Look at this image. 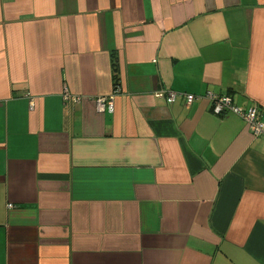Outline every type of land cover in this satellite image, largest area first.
Wrapping results in <instances>:
<instances>
[{
    "label": "crops",
    "instance_id": "0c3cea01",
    "mask_svg": "<svg viewBox=\"0 0 264 264\" xmlns=\"http://www.w3.org/2000/svg\"><path fill=\"white\" fill-rule=\"evenodd\" d=\"M159 90L264 119V0H0V264H264V138Z\"/></svg>",
    "mask_w": 264,
    "mask_h": 264
},
{
    "label": "built area",
    "instance_id": "2783aa9c",
    "mask_svg": "<svg viewBox=\"0 0 264 264\" xmlns=\"http://www.w3.org/2000/svg\"><path fill=\"white\" fill-rule=\"evenodd\" d=\"M119 88L115 87L113 92L109 95L94 97L96 109L100 112H113L114 97L118 93ZM157 97H162L167 103H173L176 99L182 98L184 102L189 105L197 98H205L210 104V109L217 114H225L231 112L241 117L253 137L264 138V119H261L258 114L256 106H250L246 109L240 108L232 101L228 95H220L211 91H206L203 95H195L191 93H179L169 90H159L155 94ZM64 101L70 103H77L81 96L74 95L65 89L63 93ZM10 206V204L8 205Z\"/></svg>",
    "mask_w": 264,
    "mask_h": 264
}]
</instances>
